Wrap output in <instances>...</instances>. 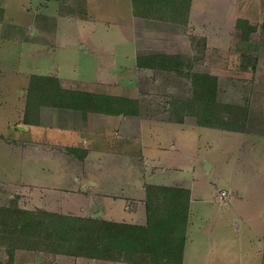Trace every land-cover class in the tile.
<instances>
[{
	"label": "crops",
	"instance_id": "obj_1",
	"mask_svg": "<svg viewBox=\"0 0 264 264\" xmlns=\"http://www.w3.org/2000/svg\"><path fill=\"white\" fill-rule=\"evenodd\" d=\"M263 23L264 0H0V37H32L5 41L23 53L18 71L0 73V195L22 211L146 228L149 208L162 206V189L178 191V206L188 192L181 264L197 260V250L188 257L187 247L203 239L202 264L212 257L213 264H264V75L238 107L241 117L228 108L211 122L192 120L186 105L164 109L161 100L151 102L158 97L148 100L155 94L138 88L139 70L148 72L145 81L187 74L195 61L184 56L199 41L195 36L204 37L207 49L223 28L243 34ZM67 48L73 59L67 68L83 59L92 75L68 74L62 65L36 73L39 66L28 60L53 52L65 64L60 54ZM154 56L178 58L184 74L139 67L142 59L153 65ZM196 74L220 81L215 73ZM34 76L56 78L64 90L97 100L79 109L38 105L30 100ZM54 256L60 264H148L134 257Z\"/></svg>",
	"mask_w": 264,
	"mask_h": 264
},
{
	"label": "rangeland",
	"instance_id": "obj_2",
	"mask_svg": "<svg viewBox=\"0 0 264 264\" xmlns=\"http://www.w3.org/2000/svg\"><path fill=\"white\" fill-rule=\"evenodd\" d=\"M222 31V34L218 36H212L214 42L210 43L212 46L207 49L204 40H200V38L203 39L204 37L195 36L199 38V41H197L196 44H192L195 49L193 48L192 51L188 52L189 54L186 56L183 55L184 58L190 59L189 57H191L195 61L192 64H188L189 72L185 75L169 74L163 76L160 74L157 79L153 80L157 81L154 83L153 81H150L151 79L145 81V78H148V76H146L148 72L139 70V90L146 91L151 96L155 94V96L148 98V100H152L153 97H158L159 99H153L151 102L161 100L164 103V109H166V107L171 104L180 111L185 105H191L192 111L188 112V114L192 117V120H194L195 117H198V119H201V121L211 122L212 119H218V117L212 116V113H217V111L221 112L222 110L225 112V109L227 110L228 108L231 112L236 113L235 118L238 116L241 117L242 113L244 112L238 107L244 106L242 103L248 102L247 100L250 97V94L257 92L258 83L255 81L258 79L259 75H264V23L258 24L257 30L244 27L243 34L242 32L231 34L230 28H223ZM71 36H73V34H70L68 37L71 39L73 38ZM117 37L118 36H116V38ZM8 38H11L8 40L9 42H12L10 44H16L20 43L24 38L28 40L32 37L28 35L22 36V34H9L0 37V73H2L3 70H5V73H7L9 72V69H11V72L18 71L17 66L19 65L22 58V50L13 49L11 48V45H7V42L5 41ZM116 38H114V42L118 43V40L115 41ZM188 39H190L189 34ZM189 42L191 43V41ZM230 43L231 45L235 44L233 50L229 49L226 52H223L224 49H222L221 52L214 51V49H216L214 47L215 45L218 47L220 45L222 48H225L230 46ZM7 46L9 48H6ZM113 46L114 48H117L116 44H113ZM153 46L154 44L151 42L150 47ZM152 50H156V48ZM168 51L169 50L165 49V52ZM61 52L63 54H60V56L64 58L65 64L60 63V57H55L53 52H44V54L41 57H37V59L32 53L28 60L32 62V66H39L37 68L38 72L35 71L36 73L41 72L43 68V73H45L46 70H55L59 65H62L68 74L83 75V72L85 71L89 75L93 74L89 71V61L87 63L83 59H81L79 62H75L76 65L73 64L75 67L69 66L67 68V62H73V59L68 56L71 51L67 48L62 49ZM215 57L217 58L216 61ZM22 60L27 62L26 59ZM230 60H233L232 62H234L232 66ZM184 69L185 68L183 67L182 73L184 72ZM59 71H62V69L59 68ZM27 72L30 73V70ZM196 72L211 74L215 73L220 77H218L220 80L218 82V105L221 107L215 106V109H217L214 110L212 108L213 106H210L206 103H191L194 88L192 86V80L189 76L196 74ZM228 75L229 77L227 80L224 79L222 81V78ZM249 76H253V78L250 80L247 78ZM242 84L244 85L243 88H236ZM162 96H165V98L162 99ZM253 97H255L254 94L252 95V98ZM255 100L257 99L255 98ZM254 180L256 182V179H253L252 181ZM8 201L14 203L13 199H10L9 195L4 194L3 198L0 195V264H60L59 260L56 256H54V254L60 252L84 254L87 252L84 251L82 253L79 251L78 247H76V239H79V236L77 235L65 237L64 241H67L70 237L71 241L63 244L54 243L53 241H56V239L53 237H51L49 240L46 238V236H44V234L42 237L40 236V233L35 232V230L26 231V224L30 223L32 220L31 216H29L25 211L18 210V206L9 204ZM7 204H9V206H7ZM42 218H44V220L49 219L47 216H45V214H43ZM211 242L212 241H210V244ZM209 247L210 245L208 244V248ZM193 249L197 250V263L195 260H189L190 264L204 263L202 258L207 252V241L203 239L199 240L197 244L196 241H193V243L189 244L187 247L188 257ZM236 259L237 258L234 257V259H231L230 262H233ZM242 260L244 261V259ZM213 261H215L214 257H212L211 264H213Z\"/></svg>",
	"mask_w": 264,
	"mask_h": 264
},
{
	"label": "trees",
	"instance_id": "obj_3",
	"mask_svg": "<svg viewBox=\"0 0 264 264\" xmlns=\"http://www.w3.org/2000/svg\"><path fill=\"white\" fill-rule=\"evenodd\" d=\"M149 60H154V64L148 65L147 59H142L139 62V67L182 73L183 63L178 61V58L154 56ZM189 77L192 79L194 88L191 103H206L213 106L214 110L217 109L215 106L221 107L218 105L217 77L208 74H192ZM31 96L37 98L38 105H68L75 109L87 108L97 100L95 96L86 93L64 90L56 78L42 76L32 78L30 100ZM187 107L192 111L191 105ZM217 113H212V116L220 117L224 112L222 110ZM160 196L162 206L149 208V226L146 228L98 221H93L89 225L85 220L79 218L43 211H25L32 218L30 223L26 224V231L35 230L40 233V236L43 237L44 234L48 240L53 237L56 239L53 241L54 243L63 244L71 241V237L64 241L65 237L79 236L75 245L80 252H87L84 254L68 253L72 255H103L116 260L125 258L123 256L126 252L125 255L129 257L125 259L134 257L133 261L137 263L181 264L189 215V193L186 192L185 206L182 198L181 206H178L177 190L162 189ZM39 213L42 216L45 214L49 219L44 220Z\"/></svg>",
	"mask_w": 264,
	"mask_h": 264
},
{
	"label": "built area",
	"instance_id": "obj_4",
	"mask_svg": "<svg viewBox=\"0 0 264 264\" xmlns=\"http://www.w3.org/2000/svg\"><path fill=\"white\" fill-rule=\"evenodd\" d=\"M226 195H227L226 191H223L222 194H221L222 197H225Z\"/></svg>",
	"mask_w": 264,
	"mask_h": 264
}]
</instances>
